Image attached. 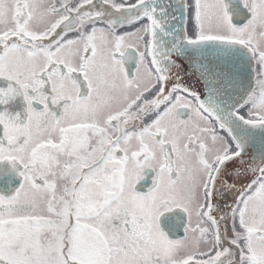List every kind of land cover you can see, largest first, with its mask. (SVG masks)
<instances>
[{
    "label": "snow or ice",
    "instance_id": "1",
    "mask_svg": "<svg viewBox=\"0 0 264 264\" xmlns=\"http://www.w3.org/2000/svg\"><path fill=\"white\" fill-rule=\"evenodd\" d=\"M0 264H264V0H0Z\"/></svg>",
    "mask_w": 264,
    "mask_h": 264
},
{
    "label": "flooded vegetation",
    "instance_id": "2",
    "mask_svg": "<svg viewBox=\"0 0 264 264\" xmlns=\"http://www.w3.org/2000/svg\"><path fill=\"white\" fill-rule=\"evenodd\" d=\"M19 181L16 180L11 187L8 188H0V194H3L5 196H9L12 194V191L15 187H18Z\"/></svg>",
    "mask_w": 264,
    "mask_h": 264
}]
</instances>
